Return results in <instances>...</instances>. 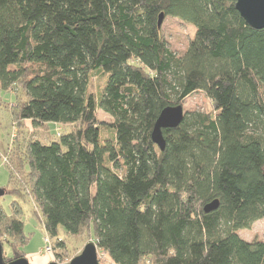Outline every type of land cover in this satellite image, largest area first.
<instances>
[{
    "label": "trees",
    "instance_id": "16d2710c",
    "mask_svg": "<svg viewBox=\"0 0 264 264\" xmlns=\"http://www.w3.org/2000/svg\"><path fill=\"white\" fill-rule=\"evenodd\" d=\"M161 13L195 27L181 55ZM104 72L97 98L91 80ZM0 88L16 93V126L71 127L10 149L2 187L33 199L59 247L62 226L112 264H264V240L238 233L264 218V28L236 0H0ZM195 92L213 108L186 111L161 150V111ZM11 209L0 203L6 261L26 257L29 240L20 202Z\"/></svg>",
    "mask_w": 264,
    "mask_h": 264
},
{
    "label": "rangeland",
    "instance_id": "374dc122",
    "mask_svg": "<svg viewBox=\"0 0 264 264\" xmlns=\"http://www.w3.org/2000/svg\"><path fill=\"white\" fill-rule=\"evenodd\" d=\"M162 34L170 49L181 55L187 48L190 39L195 34V27L187 22L175 17L164 18L162 26ZM107 72H104V78L95 74L91 80V90L99 98L100 91L103 89L107 79ZM17 100L14 91H4L0 88V188H5L9 183V169L5 165L8 160L6 154L17 144H24L30 138H38L46 143L51 139H57V133H68L71 129L68 125L57 124L51 122L48 127L44 128L36 126L30 119H24L23 125L16 126L15 116L13 114L12 105ZM185 111L202 110L208 111L213 108L212 102L203 92H195L187 97L184 101ZM98 117L103 121H112L110 115L106 114L98 105ZM57 127V129H56ZM115 128L107 125H100V139L101 142L115 139ZM17 200L23 209L22 219L25 223V232L29 236L28 242L21 247V251L25 252L26 258L31 264H49L55 261L60 264L69 263L76 255L80 254L84 246L93 241L86 236L83 238L72 236L66 233L62 226L59 227L58 238L65 241L67 249H63L57 245L58 239L48 235L45 225L44 217L39 208H36L35 202L32 198L26 197L20 199L13 194H5L0 197V203L4 205L8 212H11V203ZM239 235L248 241L253 239L264 240V218L256 221L251 228L241 229L238 231ZM48 237L50 243L53 245V253H47L45 248L47 242L45 238ZM4 251L7 256L13 255L12 248L5 244ZM60 254V255H59ZM99 254V259L103 264H112L111 260L104 253Z\"/></svg>",
    "mask_w": 264,
    "mask_h": 264
},
{
    "label": "water",
    "instance_id": "95a60500",
    "mask_svg": "<svg viewBox=\"0 0 264 264\" xmlns=\"http://www.w3.org/2000/svg\"><path fill=\"white\" fill-rule=\"evenodd\" d=\"M236 9L240 12L244 20L256 29L264 28V0H236ZM164 14L159 15V26L162 25ZM186 111L183 105H170L165 107L157 118L154 129L152 131V140L161 150L165 149L166 140L163 130L167 128H175L179 126L185 117ZM264 175V173H263ZM4 195V191L0 188V196ZM220 206V201L214 199L207 203L204 207L205 212L216 210ZM98 246L94 241L88 242L80 254L76 255L67 264H101L98 254ZM0 264H31L26 257H19L10 261H6L4 255V246L0 238ZM49 264H60L55 261Z\"/></svg>",
    "mask_w": 264,
    "mask_h": 264
},
{
    "label": "built area",
    "instance_id": "2783aa9c",
    "mask_svg": "<svg viewBox=\"0 0 264 264\" xmlns=\"http://www.w3.org/2000/svg\"><path fill=\"white\" fill-rule=\"evenodd\" d=\"M45 241L48 243L47 246H46V248H45V251H46L47 253H53L54 248H53V245L50 243L49 238L46 237V238H45Z\"/></svg>",
    "mask_w": 264,
    "mask_h": 264
}]
</instances>
